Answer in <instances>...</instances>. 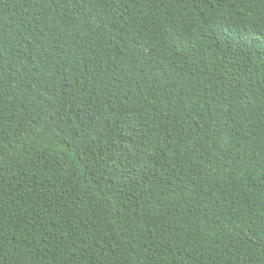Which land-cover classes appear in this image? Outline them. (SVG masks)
Returning <instances> with one entry per match:
<instances>
[{
    "label": "trees",
    "instance_id": "trees-1",
    "mask_svg": "<svg viewBox=\"0 0 264 264\" xmlns=\"http://www.w3.org/2000/svg\"><path fill=\"white\" fill-rule=\"evenodd\" d=\"M0 264H264V0H0Z\"/></svg>",
    "mask_w": 264,
    "mask_h": 264
}]
</instances>
